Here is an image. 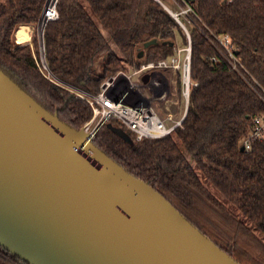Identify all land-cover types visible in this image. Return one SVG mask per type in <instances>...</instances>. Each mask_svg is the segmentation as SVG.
<instances>
[{
  "label": "trees",
  "instance_id": "16d2710c",
  "mask_svg": "<svg viewBox=\"0 0 264 264\" xmlns=\"http://www.w3.org/2000/svg\"><path fill=\"white\" fill-rule=\"evenodd\" d=\"M46 1L0 0V71L44 109L80 131L92 117L90 106L41 74L34 58L39 53L36 33L32 45L16 42L20 28L37 30ZM164 2L59 0V19L48 23L43 34L50 71L72 86L98 93L125 64L139 68L172 57L175 47L187 46L188 40ZM187 2L194 10L188 29L196 86L182 128L175 133L184 150L173 136L138 141L118 121L104 124L93 142L239 264H264V241L259 237L264 238V142H253L249 151H241L252 118L264 113V0ZM225 35L234 48L235 68L218 40ZM153 40L157 43L145 49ZM102 56V74L96 75L93 66ZM108 125L122 129L130 141ZM194 167L230 206L208 189ZM0 264L28 263L0 247Z\"/></svg>",
  "mask_w": 264,
  "mask_h": 264
},
{
  "label": "water",
  "instance_id": "95a60500",
  "mask_svg": "<svg viewBox=\"0 0 264 264\" xmlns=\"http://www.w3.org/2000/svg\"><path fill=\"white\" fill-rule=\"evenodd\" d=\"M94 140L0 71L2 249L28 264H239Z\"/></svg>",
  "mask_w": 264,
  "mask_h": 264
},
{
  "label": "built area",
  "instance_id": "2783aa9c",
  "mask_svg": "<svg viewBox=\"0 0 264 264\" xmlns=\"http://www.w3.org/2000/svg\"><path fill=\"white\" fill-rule=\"evenodd\" d=\"M59 0H47L41 15L37 31L39 36V53L34 54L35 61L41 74L53 85L65 90L73 97L86 102L91 110V119L83 126L84 132L91 138H96V133L111 121H118L131 131L138 141L143 139H160L172 137L187 115L190 105L192 87L196 84L191 79V37L188 29L189 17L194 13L188 0H171L176 9L164 5L173 19L184 30L188 39L185 47H175V54L157 62L144 63L137 70L127 74L119 72L107 79L98 93H91L72 86L57 78L49 69L43 45L44 29L48 23L57 21L59 13L57 4ZM225 51L226 59L233 65L236 62L233 54L234 48L228 35L218 39ZM213 61H216L213 58ZM235 68V65H233ZM163 71H172L176 79L169 82L172 88L178 81L181 82L180 96L183 99L184 110L180 113L177 107L166 113L156 109V105H180L179 100H174L176 92L167 89L162 82L154 80V75ZM149 76V81L144 83L143 77ZM140 76V83L133 82L134 77ZM168 82V80H167ZM168 83V85H169ZM148 89V90H147ZM253 142H264V113L255 115L251 120V129L244 137L242 147L249 151Z\"/></svg>",
  "mask_w": 264,
  "mask_h": 264
},
{
  "label": "rangeland",
  "instance_id": "374dc122",
  "mask_svg": "<svg viewBox=\"0 0 264 264\" xmlns=\"http://www.w3.org/2000/svg\"><path fill=\"white\" fill-rule=\"evenodd\" d=\"M164 5L165 6H167L168 5V7H171L172 9H176V7L173 5V3H172V1H170V0H166V2H164ZM164 5L162 4V6L164 7ZM165 8V7H164ZM165 10L167 11V9L165 8ZM91 12V11H90ZM168 12V11H167ZM169 13V12H168ZM91 14H92V12H91ZM170 14V13H169ZM103 31V30H102ZM183 32H184V30H183ZM35 33H36V37H37V39H39V36H38V31L37 30H35V32L33 31V35H35ZM103 34L105 35V37L107 38V40L110 42V45H111V48H112V50H113V52L114 53H116V55L118 56V57H120V53L118 52V50H117V48H116V46L112 43V41L110 40V38H109V36L103 31ZM184 34H185V32H184ZM186 35V34H185ZM33 40H34V36H33ZM188 40V39H187ZM104 61H105V57L104 56H102V57H99V58H97L96 59V61H95V64H94V66H93V70H94V73L96 74V75H100V74H102V64L104 63ZM138 68H132V67H130L129 65H127V64H125V68H124V72H126L127 74H131V72L132 71H134V70H137ZM167 76L169 77V79L170 80H172L173 79V77H174V80L176 79V77L173 75H168L167 74ZM140 80H141V77L140 76H136V77H134V79H133V82H137V83H140ZM181 82H180V80L178 81V83H176V85L175 86H172V88H171V86H170V83H169V85L167 86V89H169L170 91H172V92H176V95H177V97L176 96H172V98H174V100L176 101V100H179L180 101V105H179V107L178 106H175V105H165V104H161V103H159V104H157L156 105V109L157 110H159L160 112H164V113H166L168 110H171V109H173L174 107H177L178 108V110H179V112L181 113L183 110H184V107H183V99L181 98V96H180V91H181ZM173 139L176 141V143L179 145V147L182 149V150H184L181 146H180V143H179V140H178V138H177V135L174 133L173 134ZM185 155H186V157H187V159L191 162V164H193V160H192V158L185 152ZM193 166H194V164H193ZM195 168V167H194ZM195 170L197 171V173H199V175H200V177H201V179H202V181H203V183L208 187V189L214 194V195H216L219 199H221V201H223L225 204H227L228 206H230V204L229 203H227V202H225V200L220 196V194L212 187V186H210L207 182H206V180L203 178V176H202V174L200 173V171L197 169V168H195ZM259 237L261 238V239H263V241H264V238L261 236V235H259Z\"/></svg>",
  "mask_w": 264,
  "mask_h": 264
},
{
  "label": "crops",
  "instance_id": "0c3cea01",
  "mask_svg": "<svg viewBox=\"0 0 264 264\" xmlns=\"http://www.w3.org/2000/svg\"><path fill=\"white\" fill-rule=\"evenodd\" d=\"M33 36H34L33 35V29H31V27H22L15 34L16 42L19 44L32 45ZM167 74L170 76L174 75V73L172 71H163V72H160V73H157L156 75H154V80L162 82L163 85L168 86V83L170 81H171V83H172V81H174V77L172 80H170L169 77L167 76ZM167 80H168V82H167ZM173 86H175V85L173 84Z\"/></svg>",
  "mask_w": 264,
  "mask_h": 264
}]
</instances>
